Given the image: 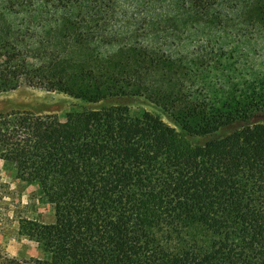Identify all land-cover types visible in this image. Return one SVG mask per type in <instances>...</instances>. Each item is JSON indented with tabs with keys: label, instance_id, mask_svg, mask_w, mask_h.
<instances>
[{
	"label": "trees",
	"instance_id": "obj_1",
	"mask_svg": "<svg viewBox=\"0 0 264 264\" xmlns=\"http://www.w3.org/2000/svg\"><path fill=\"white\" fill-rule=\"evenodd\" d=\"M21 79L132 88L183 131L125 106L0 112V157L54 211L19 220L44 257L1 264H264V0H0V92Z\"/></svg>",
	"mask_w": 264,
	"mask_h": 264
},
{
	"label": "rangeland",
	"instance_id": "obj_2",
	"mask_svg": "<svg viewBox=\"0 0 264 264\" xmlns=\"http://www.w3.org/2000/svg\"><path fill=\"white\" fill-rule=\"evenodd\" d=\"M89 68L99 70L101 64L88 58ZM76 88L90 87L85 78L74 76ZM105 80V86H110ZM129 94L108 97L98 103L86 98H76L60 91H50L45 87L29 86L24 79L13 82L7 91L0 92V112L28 111L50 116L57 121H65L68 113L101 109L110 106H125L133 117L145 112L159 116L164 122L182 132V127L173 114L165 110L149 97L139 96L134 90ZM264 122V116L256 118ZM230 130V129H229ZM225 132V131H224ZM223 132V133H224ZM195 144H204L203 137H189ZM0 182L3 185V201L0 209V264L6 257L19 260L43 258L44 252L38 244L18 235L19 220L29 218L40 223H51L54 218L52 205L42 196L38 183L26 182L17 177L15 166L0 157Z\"/></svg>",
	"mask_w": 264,
	"mask_h": 264
}]
</instances>
